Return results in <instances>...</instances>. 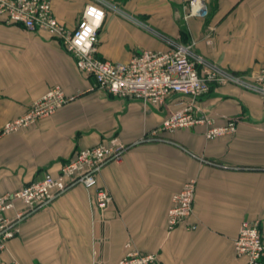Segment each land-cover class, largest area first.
Here are the masks:
<instances>
[{
  "label": "crops",
  "instance_id": "1",
  "mask_svg": "<svg viewBox=\"0 0 264 264\" xmlns=\"http://www.w3.org/2000/svg\"><path fill=\"white\" fill-rule=\"evenodd\" d=\"M50 1L54 17L72 31L91 0ZM106 1L101 59L127 63L145 50L164 51L163 36L194 41L197 54L234 73L264 66V0H207L208 16L188 23L184 0ZM55 86L67 103L29 127L2 132ZM179 101L173 95L164 107H144L110 96L78 71L56 36L0 18V196L58 176L79 150L111 139L128 146L99 178L113 197L110 208L99 211L95 190L75 185L19 225L0 264H117L128 250L154 253L160 264H245L233 252L241 222H257L264 237V100L236 86H212L198 101L199 115L215 126L238 119L233 135L208 140V126L199 124L143 141ZM188 181L196 183L193 212L168 232L171 198Z\"/></svg>",
  "mask_w": 264,
  "mask_h": 264
},
{
  "label": "built area",
  "instance_id": "2",
  "mask_svg": "<svg viewBox=\"0 0 264 264\" xmlns=\"http://www.w3.org/2000/svg\"><path fill=\"white\" fill-rule=\"evenodd\" d=\"M106 7H111L106 0L88 2L72 31L54 17L50 0H0V18L7 23L21 24L28 31L42 29L56 36L74 58L78 71L92 77L97 88L110 96L135 100L144 107H164L170 97L178 95L180 107L166 116L157 129L147 133L143 141L155 139L159 132H174L199 124L208 126L205 131L208 140L233 135L238 119L232 118L223 126H215L208 116L199 115L198 101L212 86H236L256 93L264 100V66L249 75L228 71L197 54L194 41L182 44L160 36L167 45L164 51L145 50L127 63L99 58L98 33L105 20ZM183 10L185 23L206 18L209 12L207 0H184ZM207 42H210L209 38ZM68 100L59 86L52 87L22 116L6 123L2 132L29 127L54 114ZM127 149L121 141L111 139L106 144L79 150L61 166L58 176L45 174L39 181L0 196V252L16 236L24 220L75 185L95 190L93 205L99 211L110 208L113 197L107 187L99 184V178L106 167L121 162ZM195 188V181H188L173 194L167 212L168 232L191 216ZM17 203L22 204L21 209L15 208ZM9 211H14L13 217L7 216ZM129 247L127 244L126 248ZM233 252L237 258L245 259V264H264V237L257 222H241L233 241ZM117 264H160V261L154 253L128 250Z\"/></svg>",
  "mask_w": 264,
  "mask_h": 264
},
{
  "label": "rangeland",
  "instance_id": "3",
  "mask_svg": "<svg viewBox=\"0 0 264 264\" xmlns=\"http://www.w3.org/2000/svg\"><path fill=\"white\" fill-rule=\"evenodd\" d=\"M195 197V196H194ZM194 201V200H193ZM192 212H193V203H192Z\"/></svg>",
  "mask_w": 264,
  "mask_h": 264
}]
</instances>
